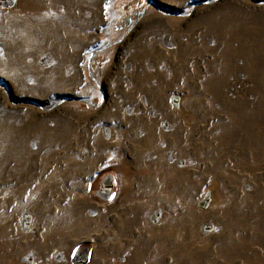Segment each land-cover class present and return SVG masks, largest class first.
Returning a JSON list of instances; mask_svg holds the SVG:
<instances>
[{
	"label": "rangeland",
	"instance_id": "rangeland-1",
	"mask_svg": "<svg viewBox=\"0 0 264 264\" xmlns=\"http://www.w3.org/2000/svg\"><path fill=\"white\" fill-rule=\"evenodd\" d=\"M0 166V264H264V0H0Z\"/></svg>",
	"mask_w": 264,
	"mask_h": 264
},
{
	"label": "bare ground",
	"instance_id": "bare-ground-1",
	"mask_svg": "<svg viewBox=\"0 0 264 264\" xmlns=\"http://www.w3.org/2000/svg\"><path fill=\"white\" fill-rule=\"evenodd\" d=\"M43 17H45V16H42V18ZM33 19L34 20L36 19V15L35 16H28V17H22V15H19V17L16 18L12 22L11 26L8 28V31L11 35L12 34L14 35V33H15L16 36H22L19 43H23L25 45V48H35L37 43L32 36H35L38 33L39 28L50 27V25L38 27L36 25V23L35 24L33 23ZM43 163H46L45 159H43ZM32 167H34V166H32ZM5 168H6L5 166H0V178H3L7 175L17 174L19 171V169H17V172H10V171H8V169L6 170ZM5 171H6V174H5ZM66 174L67 173L63 170L62 175H66ZM37 175H38L37 171L36 172L27 171L25 173V175L23 176L22 181L23 180L25 181L28 179H30V180L35 179V177ZM56 175H57V173H54V174L48 173V170H47V172L43 175L44 178L38 177L35 179V182H40V184L38 185L39 187L36 186L35 188L38 189V188L44 187L46 185L52 184L51 182H52V180H54V177ZM50 176H51V178H50ZM53 188H54V186H53ZM59 191L63 193V192H66L67 190L60 187Z\"/></svg>",
	"mask_w": 264,
	"mask_h": 264
},
{
	"label": "water",
	"instance_id": "water-1",
	"mask_svg": "<svg viewBox=\"0 0 264 264\" xmlns=\"http://www.w3.org/2000/svg\"><path fill=\"white\" fill-rule=\"evenodd\" d=\"M17 0H3V5L6 8L13 7Z\"/></svg>",
	"mask_w": 264,
	"mask_h": 264
}]
</instances>
